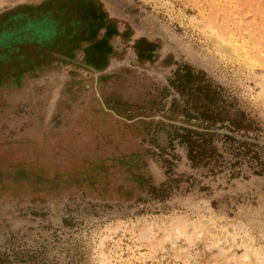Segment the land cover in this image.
<instances>
[{
  "label": "rangeland",
  "instance_id": "rangeland-1",
  "mask_svg": "<svg viewBox=\"0 0 264 264\" xmlns=\"http://www.w3.org/2000/svg\"><path fill=\"white\" fill-rule=\"evenodd\" d=\"M37 1L0 0V13ZM101 2L122 31L97 46L101 69L83 58L90 41L69 54L59 33L0 20V264H264V173H210L175 142L165 163L162 132L141 123L164 119L166 77L186 62L255 119L264 151V0ZM133 151L165 195L129 189L119 160ZM79 156L107 160L105 185L121 188L37 180L81 172Z\"/></svg>",
  "mask_w": 264,
  "mask_h": 264
},
{
  "label": "trees",
  "instance_id": "trees-1",
  "mask_svg": "<svg viewBox=\"0 0 264 264\" xmlns=\"http://www.w3.org/2000/svg\"><path fill=\"white\" fill-rule=\"evenodd\" d=\"M16 8L22 9L18 14L20 19L26 20L25 24L33 27L44 26L51 33H59L57 40L68 41L59 48L61 47L69 54L72 49L80 47L81 41H90L88 46L82 48L83 58L95 69L105 66L103 60L98 64L92 59L97 46L102 41H106L109 34L120 33L114 21L108 17L101 0H38L35 3L19 4L5 11ZM7 17L0 20L8 19L11 16ZM100 30L101 34L99 35ZM12 33L9 35L10 39L18 37L17 33ZM34 61L29 59L25 64L27 67L24 69L42 66L41 64L45 62L40 59L37 62ZM166 80L174 94L170 97L166 111H160V115L164 119L157 117L141 120L144 125L150 124L151 128L147 133L151 136L156 132H162L160 137L163 138V143H153V141L152 145L159 150L163 162L169 163L170 160L164 156V150L167 147L171 149L175 142L184 147L185 156L191 166L205 167L210 173L228 168L229 174L235 175L240 172L243 165L252 173H264V151L262 145L256 140V131L259 127L257 122L240 108L233 98L225 95L219 84L208 77L203 69L195 68L186 62L176 63ZM163 88L167 92V88L165 86ZM146 143L147 146L150 141ZM4 157L0 155V161L6 163ZM114 158L108 160H115L116 158ZM120 158L119 161L126 172V181L131 183L129 189L144 187L156 195L166 194L167 186L164 181L155 184L150 182L149 177L144 173L136 170L138 158L136 151H133L130 156H120ZM76 160H79L80 166H83L81 172L74 171L75 173H73L72 170H69L64 171L65 173L62 175L53 173V176L42 179L36 176L37 180L60 182L66 186L85 184V186H91L95 191L94 196L98 197H102L107 191L112 192L118 188L116 186L107 189L108 187L105 185V175L107 174V165H109L107 160V163L104 159V162L102 160L87 162L82 156ZM84 161L88 164L84 165ZM88 166L91 167L88 168ZM129 189L128 191H130Z\"/></svg>",
  "mask_w": 264,
  "mask_h": 264
},
{
  "label": "flooded vegetation",
  "instance_id": "flooded-vegetation-1",
  "mask_svg": "<svg viewBox=\"0 0 264 264\" xmlns=\"http://www.w3.org/2000/svg\"><path fill=\"white\" fill-rule=\"evenodd\" d=\"M19 9H20V8H19ZM21 10H22V9H21ZM21 10H18V11L11 10V11L1 12V13H0V18H5V17H7L8 15H12V14H14V13H17V14H18V12L21 11ZM107 14H108V13H107ZM108 17L111 18L109 15H108ZM119 32H120V33L117 34V35H118V36H121V35H122V31H119ZM11 39H13V38H11ZM1 41H5V39H2ZM49 53H52V52L49 51Z\"/></svg>",
  "mask_w": 264,
  "mask_h": 264
}]
</instances>
